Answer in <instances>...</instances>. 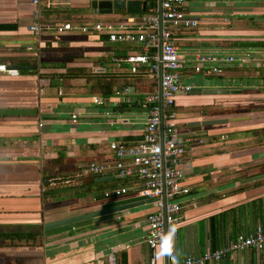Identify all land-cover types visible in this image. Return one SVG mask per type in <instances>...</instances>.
<instances>
[{
  "label": "crops",
  "instance_id": "0c3cea01",
  "mask_svg": "<svg viewBox=\"0 0 264 264\" xmlns=\"http://www.w3.org/2000/svg\"><path fill=\"white\" fill-rule=\"evenodd\" d=\"M185 1L198 25L179 34L180 50L232 56L234 61L209 75L186 72L184 81L195 87L228 92L176 98L179 133L194 136L181 163L182 183L190 193L181 199L183 219L177 231L152 250L145 239L146 219L154 207L135 179L121 186L128 189L125 194L104 196L121 185L114 176L110 142L142 137L141 94L152 90L151 80L129 74L127 65L121 69L111 60L137 46L110 43L106 34L54 30L66 21L118 22L130 14L115 10L102 15L91 9L90 0H40L45 30L37 36L29 30L32 0H0V65L36 66L16 76L0 73V232L39 234L35 249L13 248L0 239V264H107L111 251L118 264H171L264 225V77L257 76L263 57L256 56H264V50L234 46L264 40V0ZM95 81L113 83L110 95L96 91ZM123 86L130 88L127 102L114 95ZM94 97L104 104L93 103ZM207 119L227 121L191 124ZM95 162L110 168L92 182L87 178L94 175L79 177L83 167ZM137 202L142 203L44 228L47 222ZM207 264H264V248Z\"/></svg>",
  "mask_w": 264,
  "mask_h": 264
},
{
  "label": "built area",
  "instance_id": "2783aa9c",
  "mask_svg": "<svg viewBox=\"0 0 264 264\" xmlns=\"http://www.w3.org/2000/svg\"><path fill=\"white\" fill-rule=\"evenodd\" d=\"M40 0H32L33 22L29 30L39 36L45 30ZM185 0H151V6L138 18L127 15L124 20L91 21L78 25L70 21L54 26L58 34L72 30L81 33L106 34L110 43L134 44L136 51L125 57H112L116 67L128 66V73L147 77L152 90L141 94V106L145 109L142 137L136 142L112 141L109 149L114 157L112 168L120 177L135 179V185L144 190L145 197L153 203L154 210L147 216L146 243L154 250L163 245L167 236L177 231L183 219L182 197L190 193L184 185V170L181 163L186 148L194 136L183 137L178 130L176 98L179 91H190L195 86L184 81L186 72L209 75L219 72L224 64L234 61L232 56H222L204 51L186 55L180 50L178 36L198 25L185 9ZM189 72V73H190ZM0 73L16 76L19 72L0 65ZM129 86L116 89L114 95L121 101H129ZM92 102L104 104L103 99L94 97ZM118 104V103H116ZM74 113L72 117L75 119ZM201 141V140H200ZM106 163H91L83 167L79 177L106 172ZM128 191L126 187L109 188L105 197L118 196ZM264 248V225L252 231L238 234L225 245L199 255H188L171 264H207L218 262L238 251ZM107 264H117L113 251L107 256Z\"/></svg>",
  "mask_w": 264,
  "mask_h": 264
},
{
  "label": "water",
  "instance_id": "95a60500",
  "mask_svg": "<svg viewBox=\"0 0 264 264\" xmlns=\"http://www.w3.org/2000/svg\"><path fill=\"white\" fill-rule=\"evenodd\" d=\"M151 6V2L147 3L145 0H90V7L93 10H97L102 15L112 14L115 10H123L127 14L135 15L141 14L144 12L147 7ZM234 46L244 47V48H263L264 49V40H246V41H239L235 43ZM9 69L17 70L18 72L24 70H34L36 69L35 65H22V64H13L7 66ZM228 91L225 89H213V88H203V87H196L191 89L190 91L184 92L179 91L177 95H215V94H224ZM227 119H207L204 121H195L191 124L198 125V124H216L225 122ZM100 181L106 180L105 178L98 179ZM142 202L137 203H130V204H122L117 205L114 207H105L98 210H94L91 212L83 213L74 215L71 217H66L62 219H58L55 221L47 222L44 224V228H54V227H61L66 225H72L78 223L80 221L86 219L97 218L106 214L120 212L135 206L141 205Z\"/></svg>",
  "mask_w": 264,
  "mask_h": 264
},
{
  "label": "trees",
  "instance_id": "16d2710c",
  "mask_svg": "<svg viewBox=\"0 0 264 264\" xmlns=\"http://www.w3.org/2000/svg\"><path fill=\"white\" fill-rule=\"evenodd\" d=\"M85 35H97V36H100L102 37V35L100 34H97V33H94V32H89ZM56 38H60V37H56ZM126 55H123L122 57H125ZM24 64H27L29 65V63H24ZM31 64V63H30ZM123 71V70H122ZM112 85L113 83L109 82V81H106V82H101V81H95L92 86L93 88L97 91H101V92H108L109 95L111 93V88H112ZM93 91V89H92ZM178 107H176L177 109ZM115 176V179H116V183L119 182L121 186H125L127 185V182L130 180L129 178H124V177H120L118 176L117 173L114 174ZM96 176L94 175L93 177H89L87 179H90V182H92L93 180L91 178H95ZM116 186L113 185V187L111 188H115ZM39 234L35 233V232H32V231H28V232H20V231H13V232H4V233H1L0 232V239H6V240H9L10 243H9V246H13V248H16V247H26V248H37V236ZM215 249V248H214ZM118 264V262H117Z\"/></svg>",
  "mask_w": 264,
  "mask_h": 264
},
{
  "label": "rangeland",
  "instance_id": "374dc122",
  "mask_svg": "<svg viewBox=\"0 0 264 264\" xmlns=\"http://www.w3.org/2000/svg\"><path fill=\"white\" fill-rule=\"evenodd\" d=\"M264 50V49H263ZM259 59H261L260 57H263V59H261V61H259L260 62V64L262 65L261 66V68H263L261 71H262V74H258L257 73V76L258 77H264V56H263V53L261 54V56H259L258 54L256 55ZM254 75H256V74H254ZM264 83V82H263ZM263 87H264V84L262 85ZM264 92V91H263ZM256 94V93H255ZM261 94H264V93H261Z\"/></svg>",
  "mask_w": 264,
  "mask_h": 264
}]
</instances>
